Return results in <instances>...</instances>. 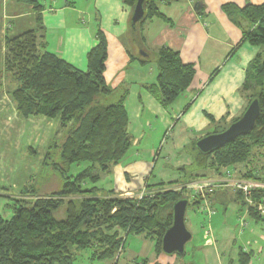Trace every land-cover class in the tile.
<instances>
[{"label":"trees","instance_id":"trees-1","mask_svg":"<svg viewBox=\"0 0 264 264\" xmlns=\"http://www.w3.org/2000/svg\"><path fill=\"white\" fill-rule=\"evenodd\" d=\"M121 1L131 10L136 2ZM156 1L163 0H145L144 17L130 29L131 37L147 17H164ZM35 7L38 10L39 5ZM221 9L240 28L242 42L262 48L248 63L241 88L246 106L257 98L261 110L250 133L210 153H200L195 139L189 149L192 162L181 170L192 179H201L208 172L219 176L230 167L245 164L242 177L264 181V175L249 163L254 149L264 152V3L243 7L227 3ZM38 42L34 29L23 30L12 38L6 36L4 72L16 83L10 96L18 116L55 118V132L60 136L47 146L40 171L31 174L21 190L28 199L12 198L14 203L6 205L10 195L0 187V202L3 200V208L11 211L7 217L0 214V264H73L82 251H90L94 259L112 258L124 247L126 236L121 232L153 239L155 253H161V237L171 223L172 203L184 197L189 200L188 207L196 206L201 197H191L186 188H161L140 199H101L91 195L97 189L93 183L100 173L109 171L131 147L123 105L126 91L111 87L105 79L107 44L102 31L97 32V43L87 52L86 70L42 51ZM157 56L155 82L145 88L167 107L189 88L195 69L183 63L179 53L169 47H160ZM229 123H220L213 132L223 130ZM72 166L84 168L71 173ZM199 170L203 172L198 174ZM32 180H37L34 187ZM53 180L59 182V187L46 191ZM261 198L264 189L253 195L254 200ZM247 211L249 217L264 220L254 206ZM249 260L250 254L239 247L238 264H248Z\"/></svg>","mask_w":264,"mask_h":264},{"label":"crops","instance_id":"crops-1","mask_svg":"<svg viewBox=\"0 0 264 264\" xmlns=\"http://www.w3.org/2000/svg\"><path fill=\"white\" fill-rule=\"evenodd\" d=\"M194 2L156 1L164 17H147L131 37V9L121 0H0V160L6 159L5 151L11 148L24 150L28 155L30 149L44 150L52 130L56 131L58 126L55 118L18 116L10 96L16 83L5 74L3 67L5 37L34 29L42 51L54 53L73 67L86 70L87 52L97 43V32L101 29L107 44L104 76L111 87L126 91L123 105L128 117L126 130L132 142L125 156L109 171L101 172L93 185L114 196L136 197L161 188L180 190L189 182L198 181L199 178L192 179L188 172L181 170L192 162L190 146L195 139L213 132L220 123H229L241 115L246 106L245 93L241 90L245 70L262 51L259 46L241 41L240 28L221 6L227 3L238 7L260 5L264 0H199V11L193 9ZM110 40H118L121 51L122 63L116 70L108 67ZM162 46L178 52L182 62L192 64L195 69L189 88L167 107L145 88L155 82L157 52ZM140 50L146 55H140ZM109 77L116 80L112 83ZM30 119L38 123L33 131L28 129ZM29 133L36 135L35 139ZM28 137L35 142H27ZM11 165L10 176L0 177V187L21 191L29 180V165L20 162L25 174L17 189L14 183H18V164L11 162ZM83 168L72 166L70 171L76 173ZM3 170L6 172L5 167ZM217 202L224 206L228 203L226 191L201 198L196 206L192 204L193 212H199H194L197 219L190 222L196 236L192 235L183 257L156 254L153 239L140 235L136 238L143 243L144 251L133 252L123 247L117 259H94L86 251L84 255L80 253L76 264H200V255L201 264H238L240 246L237 247L236 239L229 232L224 233L225 225L214 224L218 222V212L207 214L205 209L207 205L214 209L213 204ZM200 212L208 216L201 235ZM213 229L222 235L216 236ZM249 253L251 256L252 251Z\"/></svg>","mask_w":264,"mask_h":264},{"label":"rangeland","instance_id":"rangeland-1","mask_svg":"<svg viewBox=\"0 0 264 264\" xmlns=\"http://www.w3.org/2000/svg\"><path fill=\"white\" fill-rule=\"evenodd\" d=\"M92 9V7H91ZM101 30V29H99ZM118 40L117 41H109V46H110V50H111V59L110 61H108V67L109 68H114L115 70L117 68H119L121 66L122 60H121V51L120 48L118 46ZM110 74V73H108ZM110 79V77H109ZM116 79H110V82H114ZM116 92H118L117 90H115ZM38 123L36 120H31L30 119V126L28 129H30V131H33L37 126ZM43 125V124H42ZM46 128V127H45ZM42 134V133H41ZM22 135V134H20ZM29 136H32V138L35 139V136L33 133H29ZM15 136V135H12ZM58 136H60V133L56 134L55 129L52 130L51 134H50V140L48 142V145H50V143H52L55 138H57ZM163 136V134L161 135ZM44 137V136H43ZM47 137V136H46ZM31 137L26 138L27 142L30 141V143L35 142V140L33 139H29ZM163 143V141H162ZM16 147V145H15ZM19 147V146H18ZM48 147H46L44 150L41 149H35L34 153L31 152L29 155L24 152V150H19L18 148L14 149L11 148V150L5 151L6 159L1 161L0 160V177L2 175L9 177L10 175V171H9V167L12 168L13 166L11 165V162H13V164L17 163L18 164V170H19V175L17 178V182L18 183H14V187L17 189L18 185L21 184V180L25 174V171L23 169L22 166H20V162L22 161L23 164H25L26 166L29 165V178L31 177V174H36L38 171H40V167H41V163L44 157V154L46 152ZM159 148V145L156 146V150ZM7 150V149H6ZM18 151V153H17ZM249 163L250 165H252L253 168L257 169V173L260 175H264V152L261 151L260 149L256 148L253 150V154L250 156L249 158ZM2 167H5L6 172H4V170L2 171ZM231 171L233 169V174L231 175L232 178H245L242 177L241 174L243 172H245L246 170V165L245 164H237L235 166V168L230 167ZM2 172V173H1ZM4 172V173H3ZM203 172L202 170H200V173ZM210 173V174H209ZM225 172L222 173L221 175L217 176L215 174H213V172H208V174L206 175L205 179L207 178H217V177H221L224 176ZM34 176V175H32ZM202 178V177H201ZM200 179V178H199ZM198 179V181H200ZM54 181V180H53ZM20 182V183H19ZM262 183H264V181H260ZM32 186H36L37 185V180L31 182ZM190 182L188 184V186H182V188H186V189H190V196H194V190L192 188H190ZM56 186V188L59 187V182L56 180L54 181V183H52L49 187H46V191H51L54 189V187ZM147 187V186H146ZM179 187V186H178ZM149 188V187H147ZM23 189V188H22ZM21 189V190H22ZM148 191V190H147ZM193 191V192H192ZM221 191H226L228 194V203H226V205L224 206L223 203H216L215 205L213 204V211L214 213L218 212V222L214 223V224H220V225H225L224 226V233H230V235L233 236V238L236 239V244L237 247L240 246L242 247L246 252H250L252 251V254L250 256V263L248 264H264V220H255L252 217L248 216V209L251 207V205H253V201L251 204H248L247 201L244 200V195L240 194L239 191L233 190L232 188H227L226 190H221ZM9 197L8 200H6V205L12 204L14 203V200H12V198H23V199H28V196H24L22 194V192L19 190H15L11 187H6V190L4 191ZM259 191L257 192H253L252 194H258ZM216 193V192H215ZM151 191L145 192L144 194L140 193L138 196L136 195V197H134L133 195L130 197L128 196V198L125 196H114L111 195V193L108 192H103L100 191L99 189H94V193L91 195H94L95 197H99L101 199H116V198H121V199H140L143 196L146 195H150ZM241 196L242 200L244 201L242 203V201H240L236 195ZM12 196V197H11ZM253 197V196H252ZM4 198V197H2ZM5 200V199H4ZM31 200V199H29ZM3 201V200H2ZM1 201V202H2ZM0 202V214H2L3 216L7 217L8 213L10 214L11 211L7 210L5 208H3L2 203ZM245 204V205H244ZM226 207V208H225ZM212 209V208H210ZM197 211V210H196ZM194 211V212H196ZM113 212V211H112ZM193 212V206L190 205L187 210H186V215H185V224L186 227L188 228V230L190 231V233L194 236H196L195 233V229L193 228V223L191 224L190 222L194 219H197V216L194 214ZM198 212V211H197ZM199 213V212H198ZM206 217L208 218V216H206V212L201 213L200 212V235L202 233V230L206 229V225H205V221H206ZM208 221H210V219H207ZM242 221H245L246 224L245 226H241ZM213 226H218V225H213ZM203 228V229H202ZM103 229L106 230L105 226L103 227ZM203 230V231H204ZM214 233L216 236L222 235V232L219 231L217 234L218 229H213ZM123 234H121L122 236H126L125 237V243H124V247L126 250H133V252L137 251H144L142 250L144 248V245L142 242H140L139 240H137L138 238H136L138 235H134L132 233H129L126 235V232H121ZM192 239V238H191ZM191 241V240H190ZM188 241L186 243L185 249H188L189 247V242ZM123 250V249H122ZM121 249H119L114 257L115 259L119 258L121 252ZM132 252V253H133ZM81 255H84L86 253V251H82L80 252ZM80 253L77 254L76 256V260L73 262V264H76L77 258H79ZM131 253V254H132ZM250 254V253H249ZM130 255V253L128 254V256ZM112 257V259L114 258ZM201 261H203L201 255H200V264ZM79 263H83L82 260L79 261Z\"/></svg>","mask_w":264,"mask_h":264},{"label":"water","instance_id":"water-1","mask_svg":"<svg viewBox=\"0 0 264 264\" xmlns=\"http://www.w3.org/2000/svg\"><path fill=\"white\" fill-rule=\"evenodd\" d=\"M145 0H136L130 16V27L134 29L137 23L143 19L145 14ZM199 0H195L193 9L200 10ZM140 55L146 53L140 50ZM260 104L257 98H253L241 115L233 122L229 123L223 130L208 133L195 141V147L200 153H210L224 145L232 142L240 135H246L255 127L256 120L260 114ZM189 205L187 198L176 199L171 205V223L165 229L161 237V251L166 255L177 254L183 257L185 246L191 240L192 234L185 224L186 210Z\"/></svg>","mask_w":264,"mask_h":264},{"label":"built area","instance_id":"built-area-1","mask_svg":"<svg viewBox=\"0 0 264 264\" xmlns=\"http://www.w3.org/2000/svg\"><path fill=\"white\" fill-rule=\"evenodd\" d=\"M231 171H226L224 176L217 178H201L200 181H194L190 183V188L194 190V196L200 195L201 198H205L210 195L211 197L215 192L220 190H226L227 188H232L233 190L239 191L240 194L244 195V200L253 205L259 214L264 216V198L253 199V192H257L264 189V183L245 178H232ZM188 186V185H187ZM128 198V196H126ZM125 197V198H126ZM207 214L213 213V209H210L208 205L205 208ZM246 222L242 221L241 226H245Z\"/></svg>","mask_w":264,"mask_h":264}]
</instances>
